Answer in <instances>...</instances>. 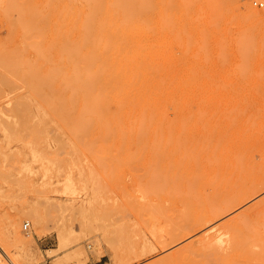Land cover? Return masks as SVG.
<instances>
[{"label":"rangeland","instance_id":"374dc122","mask_svg":"<svg viewBox=\"0 0 264 264\" xmlns=\"http://www.w3.org/2000/svg\"><path fill=\"white\" fill-rule=\"evenodd\" d=\"M160 1L111 87L107 0H0V264H264V0Z\"/></svg>","mask_w":264,"mask_h":264},{"label":"bare ground","instance_id":"6f19581e","mask_svg":"<svg viewBox=\"0 0 264 264\" xmlns=\"http://www.w3.org/2000/svg\"><path fill=\"white\" fill-rule=\"evenodd\" d=\"M70 1V0H69ZM91 0H85V2H88V4H89V2H90ZM93 1H95V0H93ZM144 1H146V3L144 2ZM161 1H162V3H161ZM160 1V6H162V9H160V10H164L166 7H167V5H166V3H167V1L166 2H164V0H161ZM29 2V1H28ZM163 2H164V4H163ZM83 2H81V4H82ZM100 3V2H99ZM29 4H30V2H29ZM64 4V3H63ZM62 4V5H63ZM95 4V3H94ZM263 3L262 2H260V5H262ZM49 5V4H48ZM93 5V4H92ZM102 4H100V6H101ZM113 5H115V7H113ZM46 6V5H45ZM87 6V5H86ZM94 6V5H93ZM92 6V7H93ZM96 6V5H95ZM105 7L103 8V10H108L107 12H106V15L105 16H103L104 18L102 19V21L98 24V26H97V35H101V37L100 38H102V36L105 38V42H104V44H103V50L104 51H102V54L100 55V57L98 58V59H92V56H91V53H86V54H88V56H86V54H84L86 57H87V60L86 61H88V62H90V64L91 63H93V60H95V62L97 61L98 63H99V66H98V68H99V70L97 69L96 70V72L94 73V75H92V79H97L96 81L97 82H99V85L100 84H102V85H106V86H111L112 87V84H113V81H112V79H110V76L112 75V74H114V73H116L118 76H125V71H126V68H127V62H128V65H129V61H130V59L131 60H133V58L129 55V54H127V52L124 50V48H123V46H120V44L122 43V40H123V38L125 37V32L128 30V28L130 29V28H132L134 25H136V22H137V27H139L140 26V28H141V26H145L146 25V23L145 22H143L142 20H141V17L142 16H144V14H145V12H146V10H147V12H148V10H153L154 11V8H155V0H142V3H141V0H107V2H106V4L104 5ZM97 7L98 6H96V10H97ZM94 8V7H93ZM98 9H100V8H98ZM32 10H34V9H32ZM63 10V9H62ZM89 10V9H88ZM101 11H102V9H100ZM165 11V10H164ZM99 12V11H98ZM110 13V15H109V17L107 16L108 14L107 13ZM254 12V11H253ZM22 13H24V12H22ZM44 13H45V11H44ZM66 13H67V10H66ZM74 13V12H73ZM93 14V10H90V12L89 11H86V13L84 14V16L85 15H87V20H89L90 19V23H92L91 22V16H90V14ZM95 13V12H94ZM115 13H120L122 16H125V18H126V20H130V22L128 23L127 22V24L125 23V24H123V27L121 26V24H118V26L116 27L115 25H113V23H112V19H111V17H113V15L115 14ZM40 15L42 14V12L41 13H39ZM96 14V13H95ZM101 15V14H100ZM152 15V14H151ZM150 14H149V16H151ZM46 16V15H45ZM58 16V15H57ZM135 16V17H134ZM135 19H134V18ZM152 17V16H151ZM25 18V17H24ZM36 18V17H35ZM40 18H41V16H40ZM95 18V17H94ZM124 18V19H125ZM139 18H140V20H139ZM147 18H148V16H147ZM153 18H154V16H153ZM42 19H43V15H42ZM92 19H93V17H92ZM98 19H100V16L98 17ZM118 19V18H117ZM70 20H71V18H70ZM87 20H85L86 21V24L85 23H82V24H80V28H81V30L84 32V31H86L87 30V28L89 29V27H88V25H89V23H87ZM101 20V19H100ZM120 20V19H119ZM123 20V19H122ZM135 20H136V22H135ZM20 21V20H19ZM84 21V22H85ZM152 21V20H151ZM33 22V21H32ZM32 22H31V24H32ZM35 22H36V19H35ZM20 23H22V21H20L19 22V24ZM74 23H75V21H74ZM93 23H95V22H93ZM120 23H122V21H120ZM149 23L147 22V25H148ZM21 25V24H20ZM23 26H24V23H23ZM61 26V25H60ZM121 26V27H120ZM22 27V26H21ZM26 27H27V25H26ZM38 27H40V26H38ZM149 27V26H148ZM29 29H30V26H29ZM35 29V28H34ZM33 29V30H34ZM41 29H42V27H41ZM70 29V28H69ZM95 29V28H94ZM43 30V29H42ZM143 30H144V28H143ZM28 31V30H27ZM26 31V32H27ZM24 32H25V30H24ZM43 32H44V30H43ZM131 32V31H130ZM133 33H134V31H132ZM137 32H138V30H137ZM152 32V31H151ZM41 33V32H40ZM86 33V32H85ZM90 33V32H89ZM139 33H141L140 31H139ZM143 33H145V30H144V32ZM42 34V33H41ZM149 34V33H148ZM26 35V34H25ZM78 35V34H77ZM87 35H88V33H87ZM99 35V36H100ZM142 35V34H141ZM150 35V34H149ZM152 35H153V33H152ZM86 36V35H85ZM95 36V35H94ZM132 36V35H131ZM130 36V37H131ZM144 36H146V34L144 35ZM128 37V36H127ZM127 37H126V39H127ZM140 37V36H139ZM88 38V37H87ZM99 38V39H100ZM144 38V37H143ZM74 39V38H73ZM125 39V40H126ZM137 39V38H136ZM152 39V38H151ZM69 40V39H68ZM83 40H84V35H83ZM94 40L96 41V37H94ZM93 40V41H94ZM138 40V39H137ZM143 40V39H142ZM76 41V40H75ZM88 41H89V38H88ZM110 41V42H109ZM94 43V42H93ZM149 43V42H148ZM151 43H152V41H151ZM61 44V43H60ZM48 45H49V42H48ZM65 45V44H64ZM73 45H74V43H73ZM122 45V44H121ZM149 45H150V43H149ZM82 46H83V43H82ZM61 47V46H60ZM68 47V46H67ZM36 48V47H35ZM77 48H78V44H77ZM80 48V47H79ZM92 48H93V46H92ZM38 49V48H37ZM58 49V48H57ZM108 49H109V51H108ZM68 50H69V48H68ZM71 50V49H70ZM77 50V49H76ZM141 50V49H140ZM66 51H67V49H66ZM141 52V51H140ZM8 53V52H7ZM40 53L41 54H43L42 52H41V50H40ZM79 53V52H78ZM6 54V53H5ZM93 56H94V53L92 54ZM95 55H96V53H95ZM137 55H143V54H138L137 53ZM44 56V55H43ZM2 58H4V57H2ZM6 58H8L7 57V55H6ZM44 58V57H43ZM42 58V59H43ZM75 58V57H74ZM73 58V59H74ZM85 58V57H84ZM96 58H97V55H96ZM19 59V58H18ZM71 59H72V56H71ZM76 59V58H75ZM3 60V59H2ZM1 60V61H2ZM20 60V59H19ZM4 61V60H3ZM6 61H8V60H6ZM75 61V60H74ZM151 61V60H150ZM72 62H73V60H72ZM7 63H9V61L7 62ZM76 64L78 63V62H75ZM74 63V64H75ZM85 63V62H84ZM20 64H23V62L22 63H20ZM74 64H73V67L72 68H74ZM79 64H80V62H79ZM88 64V63H87ZM90 64H88L87 66H90ZM9 65V64H8ZM134 65H136V64H134ZM143 66V65H142ZM77 67V66H76ZM79 68V67H78ZM3 69V68H2ZM5 69V68H4ZM86 69H87V71H88V69L90 70V67H86ZM49 70V69H48ZM50 70H51V68H50ZM74 70V69H73ZM5 71V70H4ZM23 71V70H22ZM35 71V70H34ZM70 71H72V70H70ZM69 71V72H70ZM79 71H80V69H79ZM156 71V70H155ZM75 72V71H74ZM147 72H149V71H146V73ZM6 73V72H5ZM24 73H25V70H24ZM45 73V72H44ZM48 73H49V71H48ZM88 73V72H87ZM90 73V72H89ZM28 74V76H29V72L27 73ZM43 74V73H42ZM46 74V73H45ZM50 74V73H49ZM52 74V73H51ZM70 74V73H69ZM77 74V73H76ZM79 74V73H78ZM11 75V74H10ZM12 75H14V74H12ZM86 75V74H85ZM30 76H31V74H30ZM79 76H80V74H79ZM87 76V75H86ZM10 77V76H9ZM15 77H16V74H15ZM14 77V78H15ZM43 77V76H42ZM56 77V76H55ZM68 77H70V75H68L67 76V79H66V81L68 80ZM88 77V76H87ZM85 78V79H87L88 80V78ZM30 78V77H29ZM35 78H36V76H35ZM53 78H54V76H53ZM78 78V77H77ZM90 78V79H91ZM16 79V78H15ZM25 79H26V77H25ZM74 79H76L75 77H74ZM74 79H72V80H74ZM85 79H82V80H84L85 81ZM39 80V79H38ZM81 80V79H80ZM86 80V83L88 82ZM13 81V80H12ZM30 81H31V78H30ZM53 81V80H52ZM61 81H62V79H61ZM91 81V80H90ZM22 82V81H21ZM28 83H29V81H27ZM50 82H51V80H50ZM144 82V81H143ZM142 81H141V83H143ZM149 82V81H148ZM76 83V82H75ZM146 83H147V81H146ZM153 83V82H152ZM5 84V83H4ZM52 84V83H51ZM60 84V83H59ZM81 84V83H80ZM82 84L83 85H85L83 82H82ZM164 84V83H163ZM6 85V84H5ZM41 85H42V88H43V86H45V84L44 83H41ZM53 85H54V83H53ZM52 85V86H53ZM57 85H58V83H57ZM68 85H69V83H68ZM71 85H72V82H71ZM47 86H48V88H49V85L47 84ZM86 86L87 85H85V87L84 88H86ZM11 87V86H10ZM50 87H51V85H50ZM68 87V86H67ZM90 87V86H89ZM89 87H87V88H89ZM34 88V87H33ZM48 88H47V90H48ZM64 88L66 89V86H64ZM70 88V87H69ZM162 88V87H161ZM11 89H13V88H11ZM38 89H40V87L38 88ZM52 89H54V86H53V88ZM81 89H82V87H81ZM99 89V88H98ZM18 90V89H17ZM69 90H71V92H72V89H69ZM74 90V89H73ZM91 90L92 89H89V91L87 92V89H86V92H85V96H89L88 98L89 99H86L87 100V102H86V104L89 102L88 100H93L94 98H93V96H92V98L90 97L91 96ZM156 90V89H155ZM99 91V90H98ZM123 91V90H122ZM161 91V90H160ZM76 92V91H75ZM61 93V92H60ZM59 93V94H60ZM65 93V92H64ZM94 94V93H93ZM164 94V93H163ZM47 95V94H46ZM73 95V94H72ZM94 95H96V96H98V94H94ZM166 95V94H165ZM69 96V95H68ZM113 96L114 97H117L118 96V94H114L113 93ZM45 97V96H44ZM51 97V96H50ZM53 97L55 98V96L53 95ZM58 97V96H57ZM84 97V96H83ZM82 97V98H83ZM62 98V97H61ZM69 99H71L70 97H69ZM84 99V98H83ZM95 99H96V97H95ZM94 99V100H95ZM134 99V98H133ZM164 99V98H163ZM46 100H47V98H46ZM159 100V99H158ZM19 102V101H18ZM69 102H71L70 100H69ZM83 102V101H82ZM81 102V104H83ZM19 103H24V101H22V102H19ZM50 103L51 104H54V106H55V103H53V101H52V98H51V101H50ZM118 103V102H117ZM116 103V104H117ZM58 104H59V101H58ZM24 105V104H23ZM71 105V104H70ZM84 105V107H85V103L83 104ZM82 105V106H83ZM88 105V104H87ZM15 106H16V104H15ZM134 106H135V104H134ZM144 106V105H143ZM18 107V106H17ZM154 107V106H153ZM16 108V107H15ZM22 108V111H21V114H24V111H23V106L21 107ZM55 108H56V106H55ZM69 108V107H68ZM73 108V107H72ZM89 108H92V105H90V107ZM82 109H83V112H84V110H85V108H83L82 107ZM94 109V108H93ZM143 109H145V107L143 108ZM52 110V109H51ZM56 110H61V109H55V111ZM81 110V109H80ZM76 111V110H75ZM138 111V110H137ZM17 112V115H19L18 113L20 112H18V110L16 111ZM87 112H89V109L88 110H86V113ZM90 112H92V110H90ZM45 113V112H44ZM56 114H57V112H55ZM73 113H74V111H73ZM59 115L61 114L62 116H64V117H66L67 118V116H66V114H67V112H65V113H63V112H61V111H59V113H58ZM52 115H54V114H52ZM150 115H151V113H150ZM22 116V115H21ZM62 116H61V119H62ZM79 116V115H78ZM83 116L84 115H82V118H83ZM44 118V117H43ZM48 118H50L49 117V115H48ZM60 118V117H59ZM71 118V117H70ZM81 118V117H80ZM79 118V119H80ZM81 118V119H82ZM51 119V118H50ZM49 119V120H50ZM54 119V118H53ZM72 119H73V115H72ZM77 119V118H76ZM84 119H85V117H84ZM120 119V118H119ZM47 121L46 123L48 124V122L50 123V121ZM55 120V119H54ZM83 120V119H82ZM81 120V121H82ZM86 120H89V118L87 119V117H86ZM60 121V120H59ZM63 121V120H62ZM66 120H64V122H65ZM91 121V119L89 120V122ZM119 122V121H118ZM45 123V122H44ZM72 123H73V121H72ZM129 123V122H128ZM42 124H43V122H42ZM65 124V123H64ZM44 125V127H43V130H44V128H45V124H43ZM42 125V126H43ZM66 125V124H65ZM80 125H81V123H80ZM110 125V124H109ZM108 125V126H109ZM72 126V125H71ZM29 127V126H28ZM74 127H75V124H74ZM74 127H71L72 129L74 128ZM91 127V126H90ZM102 127V126H101ZM52 128V127H51ZM55 128H56V126H55ZM30 129V128H29ZM75 129H77V126H76V128ZM75 129H74V131H75ZM89 129V128H88ZM108 129V128H107ZM109 129H110V127H109ZM101 130V129H100ZM85 131V130H84ZM111 131H112V128H111ZM110 131V132H111ZM43 132V131H42ZM77 132V134H78V131H76ZM86 132V131H85ZM101 132V131H100ZM73 134V133H72ZM83 134V133H82ZM99 134V133H98ZM74 135V134H73ZM76 135V134H75ZM79 135V134H78ZM77 135V136H78ZM84 135V134H83ZM95 136V135H94ZM79 137V136H78ZM84 137H85V135H84ZM96 137V136H95ZM103 137H104V135H103ZM108 137H109V135H108ZM59 138V137H58ZM77 138V137H76ZM88 138V137H87ZM80 139H81V137H80ZM83 140V139H82ZM112 143V142H111ZM113 144V143H112ZM129 172V171H128ZM16 264V263H15Z\"/></svg>","mask_w":264,"mask_h":264},{"label":"built area","instance_id":"2783aa9c","mask_svg":"<svg viewBox=\"0 0 264 264\" xmlns=\"http://www.w3.org/2000/svg\"><path fill=\"white\" fill-rule=\"evenodd\" d=\"M30 223L29 222H25L24 223V228L27 229L29 227Z\"/></svg>","mask_w":264,"mask_h":264}]
</instances>
